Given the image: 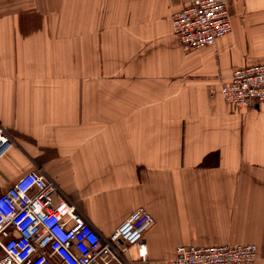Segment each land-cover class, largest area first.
<instances>
[{
  "label": "crops",
  "instance_id": "0c3cea01",
  "mask_svg": "<svg viewBox=\"0 0 264 264\" xmlns=\"http://www.w3.org/2000/svg\"><path fill=\"white\" fill-rule=\"evenodd\" d=\"M187 1L0 0V123L17 142L0 195L41 170L106 236L152 214L135 264L243 244L264 264V104L221 95L264 64V0H227L232 31L194 52L173 25Z\"/></svg>",
  "mask_w": 264,
  "mask_h": 264
},
{
  "label": "built area",
  "instance_id": "2783aa9c",
  "mask_svg": "<svg viewBox=\"0 0 264 264\" xmlns=\"http://www.w3.org/2000/svg\"><path fill=\"white\" fill-rule=\"evenodd\" d=\"M173 25L184 51L212 48L232 31L227 0H188ZM221 95L239 109L264 104V64L236 69ZM16 146L0 123V160ZM154 223L152 214L139 209L106 236L56 180L33 170L0 195V264H135L131 248H136L138 261L146 262V233ZM257 259L255 244L182 245L169 263L255 264Z\"/></svg>",
  "mask_w": 264,
  "mask_h": 264
},
{
  "label": "rangeland",
  "instance_id": "374dc122",
  "mask_svg": "<svg viewBox=\"0 0 264 264\" xmlns=\"http://www.w3.org/2000/svg\"><path fill=\"white\" fill-rule=\"evenodd\" d=\"M6 191V190H5ZM2 194H3V192H2Z\"/></svg>",
  "mask_w": 264,
  "mask_h": 264
}]
</instances>
